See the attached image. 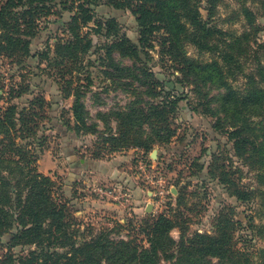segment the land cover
I'll return each instance as SVG.
<instances>
[{
  "label": "rangeland",
  "instance_id": "1",
  "mask_svg": "<svg viewBox=\"0 0 264 264\" xmlns=\"http://www.w3.org/2000/svg\"><path fill=\"white\" fill-rule=\"evenodd\" d=\"M199 4L201 15L211 26L224 31L225 38L240 36L234 50L242 72L234 71L228 81L243 89L248 77L255 74L257 61L264 60V0H218L210 16L208 0H199ZM58 8L55 6L54 14L39 20L29 38L28 55H0V106L11 103L20 109L28 106L35 95L45 96L44 120L37 133L40 140L28 137L20 142H32L25 146L38 153V172L54 180L53 194L69 207L77 241L104 233L114 240L146 244V222L163 215L174 222L169 234L176 242L186 241L196 232L213 235L219 227L225 229L237 248L257 260L256 252L264 249V155L251 150L241 156L235 152L227 133L231 127L217 101L223 88L187 74L185 65L170 59L162 45L167 36L163 29L148 36L152 47L142 49L138 57L113 51V65L106 54V44L113 38L90 30L93 46L82 57L83 69L73 87L82 91L88 121L96 131L75 130L66 123L73 97H65L63 90L69 89L65 77L59 78V67L47 65L45 60L41 63L37 56L47 44L52 45L56 37L65 34L62 25L70 13ZM244 8L252 11L253 25L247 23ZM109 18L138 44L139 27L128 9L105 2L95 6L96 22L104 23ZM95 21L84 30L93 27ZM210 40L212 46H225L221 39ZM179 48L185 57L199 63L218 56L187 41H182ZM173 96H186L188 100L182 99L178 112L171 114L170 126L175 130L172 137L159 142L156 139L148 149L114 146L112 137L121 132L115 116L118 111L130 105L147 110ZM261 121L263 117L250 118L252 138L263 134ZM141 130L143 138L154 136L148 123H143ZM153 150L156 154L151 157ZM141 156L145 158L144 170L139 168ZM159 173L166 181L160 204L150 193L152 187L159 186L151 184L150 179L154 181ZM96 186L113 189L118 196L127 192L130 197L121 204L98 193ZM136 186L141 189L134 193ZM237 190L246 198H238ZM149 203L152 208L146 211ZM9 238L8 233L1 236L0 253ZM22 250L25 252V247L14 248L16 254ZM158 254L160 264H176L179 255L174 245ZM212 261L217 262V258Z\"/></svg>",
  "mask_w": 264,
  "mask_h": 264
},
{
  "label": "trees",
  "instance_id": "2",
  "mask_svg": "<svg viewBox=\"0 0 264 264\" xmlns=\"http://www.w3.org/2000/svg\"><path fill=\"white\" fill-rule=\"evenodd\" d=\"M103 2L117 9H128L134 15L140 32L138 44L120 32L113 18L104 23L95 21V6ZM217 2L208 0L209 16ZM55 6L70 13L69 20L61 24L65 34L56 37L52 45L47 44L37 56L41 63L45 60L47 65L59 67L57 75L65 77L69 87L63 90L65 97H73L71 115L66 121L69 127L96 131L88 121L82 91L73 87L83 69L82 57L93 46L90 30L113 38L106 44V54L113 65V51L138 57L142 49L152 47L148 36L163 29L167 36L162 45L170 59L185 65L187 74L223 88L217 101L228 121L227 126L231 127L227 133L237 155H245L250 150L264 155V132L252 138L253 127L249 122L252 117L264 118V60L257 61L256 72L247 76L243 89L233 87L228 79L234 71L242 72L234 50L240 36H229L227 41V34L211 26L201 15L199 0H0V55H28L29 38L34 35L41 18L55 13ZM243 15L249 25L254 24L251 10L244 8ZM94 21L93 27L84 30ZM214 37L221 39L224 48L212 46L210 39ZM182 41L218 56L204 63L189 60L179 50ZM182 99L188 100L186 96H173L147 110L130 105L127 110L118 111L115 116L121 132L112 137L114 146L134 145L148 149L156 139L158 142L168 140L175 133L170 126L171 114L178 112ZM46 104L45 96L38 94L28 106L20 109L11 103L0 106V242L2 235H10L6 246H2L0 264H160L159 251L164 252L173 245L179 253L176 264H264V249L256 252L258 259L254 260L248 251L237 248L225 229L219 227L213 235L196 232L188 240L176 242L169 234L174 222L163 215L146 222V244L114 240L104 233L77 241V229L72 226L74 217L69 207L53 194L54 180L38 172L35 166L38 153L25 146L32 142L25 145L20 142L28 137L40 140L37 133L44 120ZM143 123L150 125L155 137L143 138ZM261 126L264 131V121ZM236 195L246 198L238 190ZM18 246L25 247V252L16 254L14 248ZM213 257L217 262L212 261Z\"/></svg>",
  "mask_w": 264,
  "mask_h": 264
},
{
  "label": "built area",
  "instance_id": "3",
  "mask_svg": "<svg viewBox=\"0 0 264 264\" xmlns=\"http://www.w3.org/2000/svg\"><path fill=\"white\" fill-rule=\"evenodd\" d=\"M143 159H145L144 156H141V158L139 160V168L142 169V170H144V168L146 167L145 163L143 162ZM148 159H150L149 156H148ZM146 177H148V176H146ZM155 177H156V179L153 181L152 180L153 178H152V179H150V182H151V184L158 183L159 186L158 187H154V188L152 187L150 193H151L152 196L157 197L159 199L158 201H159V204H160V202L162 201V198L164 196V193L166 191L165 190L166 181H165L163 175L160 174V173H159L158 176H155ZM95 190L98 193H101V194H104L106 196H110L113 199L119 200L121 204H123L125 201H127L129 199V197H130L129 193H127V192H122L121 195L118 196V195L114 194V192H113L114 190L113 189L105 188V186H103V187L96 186Z\"/></svg>",
  "mask_w": 264,
  "mask_h": 264
},
{
  "label": "water",
  "instance_id": "4",
  "mask_svg": "<svg viewBox=\"0 0 264 264\" xmlns=\"http://www.w3.org/2000/svg\"><path fill=\"white\" fill-rule=\"evenodd\" d=\"M155 154H156V152H155V150H153V152H151L150 156H151V157H154V156H155ZM151 208H152V204H151V203H149V204H147V206H146L145 210H146V211H150V210H151Z\"/></svg>",
  "mask_w": 264,
  "mask_h": 264
},
{
  "label": "crops",
  "instance_id": "5",
  "mask_svg": "<svg viewBox=\"0 0 264 264\" xmlns=\"http://www.w3.org/2000/svg\"><path fill=\"white\" fill-rule=\"evenodd\" d=\"M118 173V172H117ZM115 175H118V174H115ZM138 189H141V187L140 186H136V187H134L133 189H132V191L134 192V193H136L137 191H138Z\"/></svg>",
  "mask_w": 264,
  "mask_h": 264
}]
</instances>
